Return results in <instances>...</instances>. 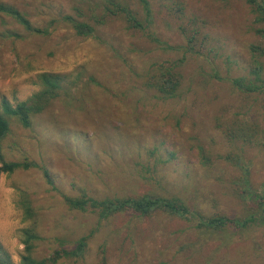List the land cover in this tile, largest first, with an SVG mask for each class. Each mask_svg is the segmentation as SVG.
Returning <instances> with one entry per match:
<instances>
[{
    "label": "rangeland",
    "instance_id": "374dc122",
    "mask_svg": "<svg viewBox=\"0 0 264 264\" xmlns=\"http://www.w3.org/2000/svg\"><path fill=\"white\" fill-rule=\"evenodd\" d=\"M111 1L0 0L50 32H31L0 13V105L27 100L43 73L67 78L30 128L10 119L4 159L34 161L49 180L37 168L1 176L0 261L20 264L26 229L40 236L37 259L74 247L96 229L82 258L59 264H264L261 224L213 231L162 211L100 221L65 203L64 195L152 194L179 197L205 216L244 218L254 206L238 193L243 173L228 159L238 155L251 193L264 190V91L246 93L231 82L254 80L251 46L264 45L246 0H149V26L138 0H125L145 31L129 28L121 13H107L115 11ZM66 16L92 24L94 34L78 36ZM194 34L195 50L186 51ZM152 35L181 48L168 50ZM172 63L180 65L182 86L177 97L165 98L148 82ZM243 130L252 134L250 143Z\"/></svg>",
    "mask_w": 264,
    "mask_h": 264
},
{
    "label": "trees",
    "instance_id": "16d2710c",
    "mask_svg": "<svg viewBox=\"0 0 264 264\" xmlns=\"http://www.w3.org/2000/svg\"><path fill=\"white\" fill-rule=\"evenodd\" d=\"M123 1L116 0L111 1L115 11L107 7V13H121L124 15L129 28L145 31L146 26L138 19L136 14L130 10V8ZM229 1V0H223ZM141 4L144 13L146 14V22L149 26L152 22V10L149 0H138ZM251 8L255 17L254 32L257 36L264 40V0H246ZM0 13L12 16L15 20L21 23L27 30L48 35L50 32L48 29L34 28L30 21L17 9L0 4ZM66 22L75 30L78 36L89 37L95 32V27L88 22H80L71 16L64 18ZM99 24L103 23V19L98 20ZM153 36V35H152ZM152 40L156 41L160 45H163L168 50H175L181 48L180 46H167L166 43L160 41L153 36ZM197 40L196 34L187 37L188 45L185 48L186 51L195 50V42ZM251 58L252 69L250 75L254 76V80L247 76L233 79L232 84L239 90L246 93H254L258 91H264V78L263 70L264 64L261 59H264V45H252L251 46ZM182 62V60L180 61ZM180 65L178 63H172L168 65H161L158 75L148 82V86L156 90L161 96L165 98H175L182 86L183 76L178 70ZM40 89L35 92L27 100L19 102L17 105H13L7 100H3L0 105V178L3 174H13L18 170H29L31 168H37L44 172V175L49 180L48 170L40 164L30 161H6L3 155V141L10 133V119L17 121L25 128H30L33 119L43 113L56 99H58L64 91L66 77L57 73H43L39 75ZM257 83H261L258 85ZM241 138L245 142H251L252 134H247V131L243 130ZM230 157V156H229ZM234 158V157H233ZM228 158L232 163H235L237 167L242 171L243 177L238 184V193L248 201L253 202V208L250 209L248 215L244 218H229L226 216H205L199 212L191 210L188 205L179 197H163L152 194H145L140 197H106L103 199H97L90 197L86 194L79 197H72L64 195V200L67 206L71 210H79L87 212L91 210L98 215L100 221H107L114 218L117 215L124 213H133L139 217H147L155 212H166L185 220L197 221V227L199 229L219 231L224 230L229 226L237 229H247L253 225H264V190L260 193H251V183L249 180V169L244 163L241 155H238L233 159ZM205 159V157L203 158ZM23 208L25 210V217L27 220H31L35 217L34 210L28 200L23 202ZM96 229L92 230L88 235L79 238L74 247L61 248L54 250L53 253L44 258L37 259L33 256L35 249V242L40 239V236L34 232L33 229H26L24 231V238L22 239L25 246L24 253L21 255L20 264H59L63 259L78 260L84 256L88 248V241L94 235ZM0 264H5L0 261Z\"/></svg>",
    "mask_w": 264,
    "mask_h": 264
}]
</instances>
